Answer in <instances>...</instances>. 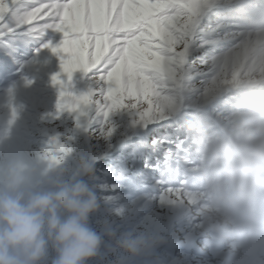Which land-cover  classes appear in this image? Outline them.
<instances>
[{"label":"rangeland","instance_id":"1","mask_svg":"<svg viewBox=\"0 0 264 264\" xmlns=\"http://www.w3.org/2000/svg\"><path fill=\"white\" fill-rule=\"evenodd\" d=\"M182 11V63L162 110L150 128L114 111L110 135L98 120L89 131L72 113L52 116L62 90L96 89L89 73L63 72L66 54L52 51L63 34H30L11 12L0 21V174L17 162L33 184L93 188L102 245L88 264H264V0H183ZM83 159L94 178L78 175ZM109 231L145 246L127 254Z\"/></svg>","mask_w":264,"mask_h":264},{"label":"snow or ice","instance_id":"2","mask_svg":"<svg viewBox=\"0 0 264 264\" xmlns=\"http://www.w3.org/2000/svg\"><path fill=\"white\" fill-rule=\"evenodd\" d=\"M182 7L183 0H0V21L11 12L16 27L30 34L48 28L63 34L60 45L52 48L67 56L61 60L63 72L69 80L78 70L89 73L96 89L80 97L62 90L52 116L59 120L61 113H72L77 129L89 131L88 122L98 120L110 135L106 125L114 111L130 110L137 123L150 128L162 110L166 87L182 63ZM37 19L39 23H33ZM52 81L61 84L57 76ZM156 126L163 129L165 121ZM53 136L62 143L72 139Z\"/></svg>","mask_w":264,"mask_h":264},{"label":"clouds","instance_id":"3","mask_svg":"<svg viewBox=\"0 0 264 264\" xmlns=\"http://www.w3.org/2000/svg\"><path fill=\"white\" fill-rule=\"evenodd\" d=\"M78 175L94 178L93 163L81 160ZM98 207L95 191L82 179L33 184L22 165L9 163L0 174V264H88L102 245L90 225ZM107 234L130 255L145 246L133 232Z\"/></svg>","mask_w":264,"mask_h":264},{"label":"bare ground","instance_id":"4","mask_svg":"<svg viewBox=\"0 0 264 264\" xmlns=\"http://www.w3.org/2000/svg\"><path fill=\"white\" fill-rule=\"evenodd\" d=\"M238 246H239V245H238ZM195 255H197V256L199 255V256H200V254H197V253H195ZM200 258H201V257H200ZM195 259H196V258H195ZM199 261H200V260H199Z\"/></svg>","mask_w":264,"mask_h":264}]
</instances>
